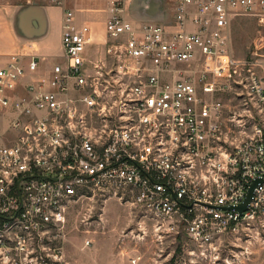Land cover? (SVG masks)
<instances>
[{
  "label": "built area",
  "instance_id": "1",
  "mask_svg": "<svg viewBox=\"0 0 264 264\" xmlns=\"http://www.w3.org/2000/svg\"><path fill=\"white\" fill-rule=\"evenodd\" d=\"M129 1L97 36L51 0L60 60L0 61V264H70L65 221L89 202L197 246L264 215V36L243 57L230 43L236 16L264 29V0H167L159 21L126 18Z\"/></svg>",
  "mask_w": 264,
  "mask_h": 264
},
{
  "label": "rangeland",
  "instance_id": "2",
  "mask_svg": "<svg viewBox=\"0 0 264 264\" xmlns=\"http://www.w3.org/2000/svg\"><path fill=\"white\" fill-rule=\"evenodd\" d=\"M109 1L65 0V6L74 11L77 23L86 22L101 36L102 24L109 14ZM127 4L125 17L132 20L147 17L159 21L169 13L167 0H131ZM258 35L264 36V29L257 27L253 18H232L233 54L246 56L247 46ZM84 55L94 58L95 46L86 47ZM98 207L99 204L89 202L82 208H71L65 221L67 234L63 244L70 264H264V215L244 225L238 233L221 237L212 246H197L184 233L137 236L130 232L131 222L121 207L112 201L104 204L99 222ZM86 238L90 240L87 246L84 245Z\"/></svg>",
  "mask_w": 264,
  "mask_h": 264
},
{
  "label": "crops",
  "instance_id": "3",
  "mask_svg": "<svg viewBox=\"0 0 264 264\" xmlns=\"http://www.w3.org/2000/svg\"><path fill=\"white\" fill-rule=\"evenodd\" d=\"M59 10L45 0H0V61L11 53L31 55L45 71L60 60Z\"/></svg>",
  "mask_w": 264,
  "mask_h": 264
},
{
  "label": "water",
  "instance_id": "4",
  "mask_svg": "<svg viewBox=\"0 0 264 264\" xmlns=\"http://www.w3.org/2000/svg\"><path fill=\"white\" fill-rule=\"evenodd\" d=\"M252 186H253V185L250 186V188H249V190H248V193H247V195H246L244 201H243L240 205H238V206L235 208L238 212H241V211L244 209V206H245L246 202H247L248 199H249V196H250V190H251V187H252Z\"/></svg>",
  "mask_w": 264,
  "mask_h": 264
}]
</instances>
